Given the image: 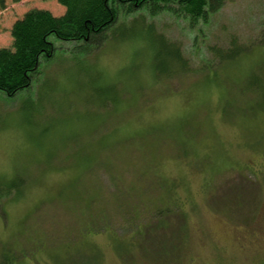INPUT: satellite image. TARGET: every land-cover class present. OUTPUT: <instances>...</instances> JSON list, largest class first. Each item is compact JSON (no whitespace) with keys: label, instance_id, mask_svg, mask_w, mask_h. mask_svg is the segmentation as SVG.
Segmentation results:
<instances>
[{"label":"rangeland","instance_id":"obj_1","mask_svg":"<svg viewBox=\"0 0 264 264\" xmlns=\"http://www.w3.org/2000/svg\"><path fill=\"white\" fill-rule=\"evenodd\" d=\"M31 9L65 11L5 0L0 48ZM49 40L0 92V264H264V0Z\"/></svg>","mask_w":264,"mask_h":264},{"label":"trees","instance_id":"obj_2","mask_svg":"<svg viewBox=\"0 0 264 264\" xmlns=\"http://www.w3.org/2000/svg\"><path fill=\"white\" fill-rule=\"evenodd\" d=\"M17 2L19 0H12ZM226 0H57L65 7L60 16L45 9L25 12L11 26L10 47L0 48V92L8 97L27 89L37 70L41 58H50L54 46L50 36L63 41L81 42L99 46L106 32L117 21L119 15H128L145 10L155 15L166 10L183 15L191 22L206 20ZM5 0H0V7ZM176 59L180 53L175 50ZM236 56L234 53L226 58ZM7 191L18 189L17 183L3 184Z\"/></svg>","mask_w":264,"mask_h":264}]
</instances>
